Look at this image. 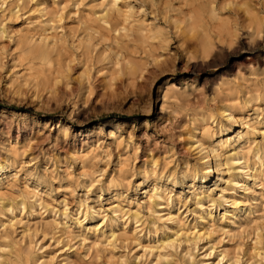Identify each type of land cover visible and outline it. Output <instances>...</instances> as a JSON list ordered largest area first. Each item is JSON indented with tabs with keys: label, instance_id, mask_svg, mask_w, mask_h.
I'll return each mask as SVG.
<instances>
[{
	"label": "rangeland",
	"instance_id": "obj_1",
	"mask_svg": "<svg viewBox=\"0 0 264 264\" xmlns=\"http://www.w3.org/2000/svg\"><path fill=\"white\" fill-rule=\"evenodd\" d=\"M0 264H264V0H0Z\"/></svg>",
	"mask_w": 264,
	"mask_h": 264
},
{
	"label": "bare ground",
	"instance_id": "obj_2",
	"mask_svg": "<svg viewBox=\"0 0 264 264\" xmlns=\"http://www.w3.org/2000/svg\"><path fill=\"white\" fill-rule=\"evenodd\" d=\"M115 1H117V0H115ZM221 144V142L220 141H216V145L215 146H219ZM217 148V147H216ZM234 159V158H233ZM239 159H241V158H239ZM238 160V159H237ZM240 161V160H239ZM5 168V167H4ZM212 167H211V164L209 163V165H208V167L205 169V174H206V176H201V178L202 179H204V180H206L209 176H210V174H211V171H212ZM256 170V169H255ZM173 236H175V235H173ZM192 236V235H191ZM193 238V237H192ZM183 241V240H182ZM184 242V241H183ZM159 244V243H158ZM168 244V243H167ZM171 245V244H170ZM166 249V248H165ZM161 255H162V253H161ZM163 256V255H162ZM164 257H166V256H164Z\"/></svg>",
	"mask_w": 264,
	"mask_h": 264
},
{
	"label": "trees",
	"instance_id": "obj_3",
	"mask_svg": "<svg viewBox=\"0 0 264 264\" xmlns=\"http://www.w3.org/2000/svg\"><path fill=\"white\" fill-rule=\"evenodd\" d=\"M14 108H16L17 106H15V105H12Z\"/></svg>",
	"mask_w": 264,
	"mask_h": 264
}]
</instances>
